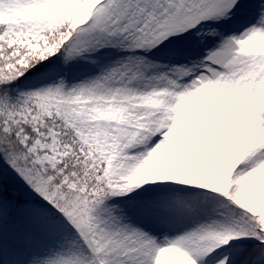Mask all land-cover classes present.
I'll list each match as a JSON object with an SVG mask.
<instances>
[{
  "label": "snow or ice",
  "instance_id": "snow-or-ice-1",
  "mask_svg": "<svg viewBox=\"0 0 264 264\" xmlns=\"http://www.w3.org/2000/svg\"><path fill=\"white\" fill-rule=\"evenodd\" d=\"M0 264H264V0H0Z\"/></svg>",
  "mask_w": 264,
  "mask_h": 264
}]
</instances>
